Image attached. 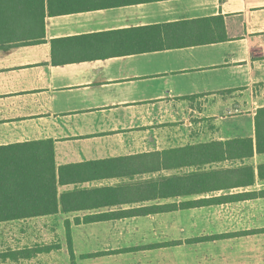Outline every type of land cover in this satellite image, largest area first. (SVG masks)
I'll list each match as a JSON object with an SVG mask.
<instances>
[{
  "label": "crops",
  "instance_id": "0c3cea01",
  "mask_svg": "<svg viewBox=\"0 0 264 264\" xmlns=\"http://www.w3.org/2000/svg\"><path fill=\"white\" fill-rule=\"evenodd\" d=\"M262 107L264 0H0V172L31 174L0 202L45 208L0 234L71 236L76 264H264V153L155 157L255 141Z\"/></svg>",
  "mask_w": 264,
  "mask_h": 264
},
{
  "label": "trees",
  "instance_id": "16d2710c",
  "mask_svg": "<svg viewBox=\"0 0 264 264\" xmlns=\"http://www.w3.org/2000/svg\"><path fill=\"white\" fill-rule=\"evenodd\" d=\"M255 127V141L251 137H246L225 141L218 140L210 143H200L191 146L169 149L155 154L157 164H162L168 167L200 166L205 164L220 163L228 160H242L252 157L255 152L264 153V107L258 109L257 111L255 116ZM52 148L53 147H50L51 152ZM11 173V171H4L3 173L0 172V191L4 186L9 184V178L14 181L23 179L26 181V178L31 175L28 170H24L23 174L18 173V179H16L15 174L12 175ZM259 175L264 177V163L259 165ZM190 178L192 179L193 177L186 176L181 178L183 179L185 188L189 191L192 189L187 188L189 185L188 183L191 181ZM195 190H200V188ZM44 209V207L38 205H16L0 202V221L9 217L14 218L37 215L38 213H43ZM68 238H70L69 247L71 249L72 264H76L73 255L71 236H68Z\"/></svg>",
  "mask_w": 264,
  "mask_h": 264
},
{
  "label": "rangeland",
  "instance_id": "374dc122",
  "mask_svg": "<svg viewBox=\"0 0 264 264\" xmlns=\"http://www.w3.org/2000/svg\"><path fill=\"white\" fill-rule=\"evenodd\" d=\"M69 241L68 237L24 236L16 231L0 234V264H72ZM73 255L75 259L74 248ZM259 255L264 262V253Z\"/></svg>",
  "mask_w": 264,
  "mask_h": 264
}]
</instances>
